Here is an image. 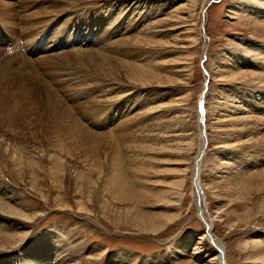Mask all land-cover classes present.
<instances>
[{"label":"rangeland","instance_id":"1","mask_svg":"<svg viewBox=\"0 0 264 264\" xmlns=\"http://www.w3.org/2000/svg\"><path fill=\"white\" fill-rule=\"evenodd\" d=\"M0 2V264H264V0Z\"/></svg>","mask_w":264,"mask_h":264},{"label":"bare ground","instance_id":"2","mask_svg":"<svg viewBox=\"0 0 264 264\" xmlns=\"http://www.w3.org/2000/svg\"><path fill=\"white\" fill-rule=\"evenodd\" d=\"M211 0H205V2H204V4H203V8H202V12H203V14H204V16H206V14H207V8H208V6H209V4L212 2H210ZM91 2H93V1H91ZM1 3V2H0ZM3 3V2H2ZM1 3V4H2ZM4 3H6V2H4ZM0 4V5H1ZM14 4V3H13ZM7 5V4H6ZM6 5H4V6H6ZM30 5V4H29ZM8 6H9V4H8ZM12 6H14V5H12ZM3 8V7H2ZM4 9V8H3ZM5 9H6V7H5ZM37 9V8H36ZM40 9V8H39ZM38 9V10H39ZM8 10V9H7ZM13 10V9H12ZM16 10V9H15ZM101 10V9H100ZM35 11V10H34ZM34 11H33V13H34ZM45 11V9L44 10H40L38 13V15H42L41 13H43ZM3 12V11H2ZM9 12V11H8ZM31 12V11H30ZM32 13V14H33ZM36 13V12H35ZM49 13H51V14H53L54 13V11H49V12H46V14H49ZM6 14V13H5ZM4 14V15H5ZM13 14H16V13H14L13 12ZM98 14V12H96V13H94L93 14V18L92 19H94L95 20V22H98V20H99V14ZM17 15V14H16ZM36 15V14H35ZM124 15V14H123ZM2 16V15H1ZM52 16V15H51ZM5 17V16H4ZM34 16L32 15V18H33ZM38 17V16H37ZM40 17H42V16H40ZM6 18V17H5ZM31 18V17H30ZM36 18V17H35ZM84 19L85 18H83V19H80L78 22L75 20V19H69L68 21L70 22V25H72L73 23H75V24H91L92 22H86V23H84ZM25 20V19H24ZM29 20H31V19H29ZM50 20V19H49ZM119 20V19H118ZM27 21V20H26ZM85 21H87V19L85 20ZM43 23H46V20H44V21H42V20H34V19H32L30 22H29V26H33L32 28H31V30L33 31H30L29 30V34H28V37H32V36H30V35H32L33 33H36L37 32V30L38 29H42V30H40V31H38V33H37V36H42L43 37V35H44V32H45V28H42L43 27ZM50 24V22H47V24ZM106 23V21H105V19H104V17L103 18H101L100 19V25H104ZM48 24V25H49ZM28 25V24H27ZM69 30V28H66V27H63V28H59V30L57 29V31H56V33L58 34V35H62V34H66L67 33V31ZM87 30V29H86ZM85 30V31H86ZM92 33H93V30H90ZM109 31H111V29H108V31L107 32H109ZM202 31V30H201ZM75 32V31H74ZM76 32H78V31H76ZM86 32H88V33H86L85 34V32H83L84 33V35L82 36V38L83 39H85V40H90L91 38H92V36L91 37H87V35L89 34V31L87 30ZM90 32V33H91ZM91 33V34H92ZM79 34V33H78ZM146 34L147 35H142L143 36V39L142 40H144V41H151V40H149V38L151 39V36L149 37L148 35H149V33H147L146 32ZM202 34H203V31H202ZM201 34V35H202ZM81 35V33L79 34V35H74V36H71V38H73L74 37V39L78 36H80ZM92 35H95V34H92ZM68 36H69V34H68ZM70 38V39H71ZM88 38H90V39H88ZM141 37L140 36H138L137 37V39H140ZM38 39V38H37ZM103 40V39H102ZM60 41V40H59ZM59 41H57V43H55L53 46H55V45H57L58 44V42ZM110 43V42H109ZM108 43V44H109ZM112 44V43H111ZM123 44V43H122ZM107 45V44H106ZM113 45V44H112ZM208 45V44H207ZM115 46V45H114ZM107 47V46H106ZM122 47V46H121ZM138 47V46H137ZM205 47H206V45H205ZM94 48V47H93ZM105 48V47H104ZM108 48V47H107ZM96 49H98V48H96ZM100 49V48H99ZM107 50V49H106ZM126 50H127V48H126ZM134 51V50H133ZM61 52V51H60ZM95 52H97V50H86V53H89V54H92V53H95ZM128 52V51H127ZM126 53V52H125ZM96 54V53H95ZM100 54V53H99ZM79 55V54H78ZM93 55V54H92ZM54 56V55H53ZM100 56H101V54H100ZM125 56V55H124ZM60 57V56H59ZM61 58V57H60ZM67 58V57H66ZM91 58V57H90ZM140 60V59H139ZM122 62V61H121ZM126 63V62H125ZM143 63V62H142ZM127 64V63H126ZM148 66H150V65H147V64H144L143 63V65H130L129 66V68L130 69H128V72L127 73H129V70H136L137 71V73H140V76L141 75H143L144 74V67H148ZM126 67H128V65L126 66ZM120 70V69H119ZM123 71V70H122ZM124 71H127L126 69L124 70ZM135 71V72H136ZM5 72V71H4ZM130 72H132V71H130ZM147 72H151L150 71V69L148 68V71ZM123 73V72H122ZM256 73V78L257 79H262V82H264V76H260L259 74H260V72H255ZM121 74V73H120ZM209 74V73H208ZM263 75H264V73H262ZM129 75H130V73H129ZM207 77V76H206ZM139 78V77H138ZM205 79H207V78H205ZM205 84V83H204ZM47 86L49 87L47 90H46V92H47V94H48V96L50 97V98H52V99H54V97H55V94H54V92H53V90H52V87L51 86H49L48 84H47ZM206 87V86H205ZM57 91V90H56ZM56 91H55V93H56ZM32 95V94H31ZM48 99V98H47ZM55 100V99H54ZM57 100V99H56ZM53 101V100H52ZM33 103H35V102H33ZM49 103V102H48ZM54 103H56V102H54L53 101V105H55ZM60 103V102H59ZM36 104V103H35ZM40 105V104H39ZM58 105V104H57ZM60 105V104H59ZM38 106V105H37ZM44 109H45V106H42ZM47 107V106H46ZM52 107V106H51ZM54 107V106H53ZM54 108H57V106L56 107H54ZM240 108V107H239ZM49 109H51V108H49ZM238 109V108H237ZM55 110V109H54ZM57 110H58V108H57ZM51 111V110H50ZM53 111V110H52ZM33 113V112H32ZM40 113V112H39ZM56 113V112H55ZM60 113V112H59ZM63 113V112H62ZM33 114H35V113H33ZM43 114V113H42ZM52 113H50V115H51ZM36 115V114H35ZM57 115V114H56ZM39 117H41L40 115H38ZM48 116H49V114H48ZM65 116V115H64ZM53 117V116H52ZM51 117V118H52ZM70 117H72V114H71V116ZM200 115H199V121L201 120L200 119ZM61 118V117H60ZM54 119V118H53ZM59 119V118H58ZM259 118H257V120H258ZM37 122H39V121H37ZM56 122V121H55ZM57 122H59V121H57ZM70 122V121H69ZM45 124V123H44ZM66 124V123H65ZM262 124V123H261ZM60 125V124H59ZM59 125H57V126H59ZM65 126V125H64ZM74 126V125H73ZM49 127V126H48ZM31 129V128H30ZM48 129V128H47ZM142 129V128H141ZM13 132V131H12ZM247 134V133H246ZM108 137V136H107ZM198 137L200 138L199 139V148H198V151H197V153H196V155H195V157H194V160H196L197 159V157L199 156V152L202 150V148L204 147V142H205V139H204V137H205V135H204V133H203V128H202V125H201V123H200V127H199V134H198ZM203 159V158H202ZM202 161V160H201ZM201 161H199V164H200V166H201ZM194 164L192 165V180H193V184H194V188L196 189V191L197 192H199V193H201V195L202 196H200L202 199H203V201H205V199L203 198V196H204V193H202V192H200V186L199 185H201V182H200V172H199V180L196 178V174H195V161L193 162ZM119 184H120V195H123V196H125V198H133V195L134 196H136V190L134 189V188H132V186L130 185V183H128V182H126L125 180H121V181H119ZM202 186V185H201ZM4 194V193H3ZM3 196V195H2ZM199 198V197H198ZM200 198V201L202 200ZM196 200H197V196H196ZM205 205V204H204ZM200 206V205H199ZM205 208H206V205H205ZM1 211H4V212H7V214H4V215H6V216H10V217H13V215H23L22 214V212L20 211V210H18V209H16V207H14V206H12L11 204H9V203H7V202H5V200H3L1 197H0V212ZM199 213H200V215L201 216H204V208L202 207V208H200V210H199ZM9 214V215H8ZM201 218V217H200ZM170 219V218H169ZM202 220L204 221V224H205V226L207 225V222H208V219L207 218H205V217H203L202 218ZM213 223V222H212ZM165 224V222L163 221V222H158V223H156V224H153L152 225V227H158V226H162V225H164ZM206 228H207V226H206ZM212 228V227H211ZM208 235H209V233H208V230L206 229V231H205V234H203V238H202V240H208V242L209 243H211L215 248H216V250H217V254L216 255H214L211 259H210V261L209 262H207V263H203V264H224V262L222 261V253H221V251L219 250V247H222L223 248V250H224V255H225V247H224V245L222 244V242L221 241H219V239L218 238H216L214 235H212L213 237H212V239H210L209 237H208ZM6 238H8V237H6ZM11 239H13V238H11ZM13 241V240H12ZM51 242V241H50ZM204 243L205 242H200L199 244H203L204 245ZM203 248V247H202ZM46 251V250H45ZM47 252V257L46 258H49V251H46ZM198 253H200L199 255H201V254H203V252L201 251V249H200V247H197L196 248V252H195V254H198ZM204 253H206L207 254V251L204 249ZM46 254V253H45ZM29 255V257H31V259L33 258V262H32V260H30V264H46L47 263V259H44V260H42L41 259V261L42 262H40V256H34V255H32V254H28ZM44 255V254H43ZM28 257V256H27ZM39 257V258H38ZM44 257V256H43ZM202 257H203V255H202ZM263 261H264V256H263ZM225 260H226V255H225ZM39 261V262H38ZM74 262V263H73ZM60 263V262H59ZM62 263V262H61ZM27 264V263H26ZM66 264V263H65ZM68 264H78L77 263V261L75 262V260H74V258L72 257V256H70V261H69V263ZM197 264H201V263H197ZM226 264H227V261H226Z\"/></svg>","mask_w":264,"mask_h":264},{"label":"water","instance_id":"3","mask_svg":"<svg viewBox=\"0 0 264 264\" xmlns=\"http://www.w3.org/2000/svg\"><path fill=\"white\" fill-rule=\"evenodd\" d=\"M213 1V0H211ZM210 1V2H211ZM205 33V32H204ZM206 35V34H205ZM205 58H206V55H205ZM207 73V71H206ZM208 88L206 86L203 94L201 95L200 99H199V103H198V108H199V115L201 116L200 117V123L202 125V128H203V133L204 135H206V128H205V93L207 92ZM206 145H207V141H205V144H204V147L202 148V150L199 152V156L197 157V159L195 160V174H196V178L199 180V172H200V164H199V161L202 160L203 156H204V152H205V148H206ZM200 186V192L203 193V188L201 185ZM199 193V192H198ZM199 203L201 202L200 201V198H199ZM199 214V213H198ZM211 225H212V221L210 219V222H208V232H210L209 230H211ZM219 250L221 251L222 253V261L224 262V264H226V260H225V255H224V250L222 247H219Z\"/></svg>","mask_w":264,"mask_h":264}]
</instances>
